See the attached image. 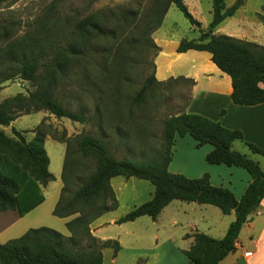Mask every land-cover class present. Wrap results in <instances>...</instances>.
<instances>
[{
	"label": "trees",
	"instance_id": "obj_1",
	"mask_svg": "<svg viewBox=\"0 0 264 264\" xmlns=\"http://www.w3.org/2000/svg\"><path fill=\"white\" fill-rule=\"evenodd\" d=\"M69 1L52 0L48 9L34 22H27L26 31L12 38L8 36L9 31L21 22H10L0 27V88L16 77L35 85L33 91L17 93L0 103V126L10 125L14 120L12 111L44 110L57 118L86 123L89 116L82 111H71L50 91L51 79L56 75L66 77L71 64L93 61L96 56L99 58V54L102 56L97 62L99 68L108 74L110 69L111 73L118 75L125 64L123 46L142 45L144 39L157 52L158 47L151 35L161 25L172 4L191 25L200 27V22L190 13L184 0H147L148 4L142 11L98 5L79 18ZM98 1L93 0V4ZM243 2L236 0L226 7L225 0H211L208 26L200 30L197 39H181L177 52L189 49L209 52L212 62L231 78V101L251 106L264 102V45L213 33L221 22L235 14ZM62 5L68 7L60 14L56 10ZM122 23L129 29L130 41L127 37L119 40ZM151 82L165 83L157 81L154 74L146 84ZM143 91L144 88L138 92L136 100L140 99ZM8 102L13 105L12 111L8 110L11 104ZM31 131L34 133L31 140L13 126L11 132L15 138L0 132V212L16 210L20 215L29 212L44 199L41 185L54 180L48 171L45 132L40 124ZM63 133L54 135L55 140L65 144V154L60 173L62 185L52 215L59 218L73 216L65 224L69 235L46 226L29 228L20 236L0 243V264H103L102 249L107 247L115 255L119 249L118 242L97 239L91 233L90 224L103 213L117 208L118 201L110 184V179L117 175L144 179L154 186L152 198L125 213L116 220L117 224L145 215L156 219L173 200L213 205L224 215L238 212L221 238L193 232V243L184 251L193 264H219L233 252L241 227L264 198V170L257 162L232 148L233 141L243 139L242 133L200 114L178 112L163 119L161 148L140 162L116 159L106 141L88 133L77 137L75 150ZM176 135L190 136L197 147L211 145L212 150L205 156L208 164L246 170L251 181L241 197L236 199L228 188L212 185L207 173L190 178L170 172L168 164ZM246 145L252 152L264 155V151L255 145ZM88 160L94 167L89 173H84L81 165Z\"/></svg>",
	"mask_w": 264,
	"mask_h": 264
},
{
	"label": "crops",
	"instance_id": "obj_2",
	"mask_svg": "<svg viewBox=\"0 0 264 264\" xmlns=\"http://www.w3.org/2000/svg\"><path fill=\"white\" fill-rule=\"evenodd\" d=\"M262 8L264 11V5ZM236 15L235 12L233 16ZM254 15L258 17L254 18L256 20L252 19L253 17L247 19L242 16L236 22H226V18L214 29L213 33L264 45V14L256 10ZM165 17L166 15L163 21ZM163 21L151 35L158 47L154 56L155 79L159 82L176 78L190 80L188 100L181 112L200 114L220 122L228 129L239 130L243 139L233 141L232 148L257 162L264 170V155L252 152L246 145V143H251L264 151V102L251 106L234 104L230 98L232 92L230 76L212 62L211 54L207 51L189 49L177 52V46L183 38L172 33L173 26L170 22ZM221 111L224 113L222 114ZM187 137L190 136H175L168 170L190 178L200 177L207 173L212 185L228 188L234 197L239 199L251 181L247 171L236 166L208 164L205 156L212 150V146L205 144L197 147L196 142ZM47 138L51 137L46 136L44 143ZM179 145L187 146V151L183 152ZM49 165L50 159L48 167ZM53 177L55 180L56 177L54 175ZM134 178L136 177L125 178L117 175L110 179L118 201L117 208L103 213L90 224L91 233L97 239L116 240L119 244L115 255L109 247L102 249L103 264H193L184 254V251L188 250L193 243V232L200 231L214 238H221L226 232L225 226H218L220 221H217L219 219L217 213L210 215L205 213L208 211L207 208H202L204 211H200L199 216H195V210L200 209L198 207H206L209 204L194 202L181 204L177 200L166 205L156 219L145 215L133 221L117 224V219L142 202L151 199L154 194L153 186L148 192L147 199H138L140 194H137ZM61 185V180H59L57 193L49 206V215L58 226L54 227L55 230L69 235L65 224L73 216L59 218L52 215ZM41 191L44 196L43 201L29 212L23 215L16 210L0 212V235L5 233V230L16 227L48 201L45 189L41 188ZM126 193L131 202L128 203L126 209L118 211L121 207V194L126 196ZM221 221L222 225L227 224L224 219ZM125 223L130 225L141 223L145 227L125 226L127 225ZM41 224L44 225L42 222L27 224L11 238ZM108 227H114L115 231L112 233ZM2 242L5 241L0 240V243ZM219 264H264V198L250 215V219L241 227L234 251L224 257Z\"/></svg>",
	"mask_w": 264,
	"mask_h": 264
},
{
	"label": "rangeland",
	"instance_id": "obj_3",
	"mask_svg": "<svg viewBox=\"0 0 264 264\" xmlns=\"http://www.w3.org/2000/svg\"><path fill=\"white\" fill-rule=\"evenodd\" d=\"M146 1L99 0L93 4V0H70L69 5L76 12V17L79 18L98 5L131 7L142 11L148 4V1ZM235 1L225 0V6L229 7ZM51 3L52 0H0V27L10 22H21L9 31L8 36L12 38L22 34L28 29L26 28L27 22H34L39 15L48 9ZM184 3L193 17L200 22V27L191 25L183 13L173 4L168 9L163 22L172 24L173 34H177L182 38L197 39L200 30L205 29L204 27L208 26L211 20V0H184ZM263 5L264 0H244L243 4L236 10L237 15L227 18L226 22H236L242 16L247 19L249 17H253L252 19L258 18L254 15V12L257 10L264 14ZM67 7V5H62L57 8L56 12L58 11L61 14L66 11ZM120 32V41H123L126 37L128 38L127 41L131 40V34L125 23L120 25ZM1 36L2 34H0ZM1 41L2 39L0 38V44ZM123 47L125 64L118 75L111 73L112 70L110 69H108L110 71L108 74L106 73L107 71L103 72L99 68L97 62H100L102 58L101 54H99V58L96 56L93 61H77L71 64L67 70L66 77L56 75L54 79H51L50 91L71 111H82L89 116V121L86 123L73 122L67 118H57L44 110L28 113L12 111V103H7H11L8 110L14 112V120L7 127L0 126V132L8 137L15 138L11 132V127L13 126L21 131L27 140H31L34 135L31 130L40 124L41 129L45 132V137H51L45 140L44 145L50 159L48 171L56 179L41 185V188L45 189L46 196L49 198L48 201L16 227L5 230V233L0 235L1 241L6 242L11 239L14 234L19 233L23 227L30 223L42 222L44 225L41 224L38 227L46 226L52 229L58 227L50 219L49 206L55 198L59 186L65 145L55 140L54 135L59 136L64 132V137H68L70 146L75 150L79 135L88 133L101 137L106 141L109 151L116 159L126 158L134 162H140L152 157L161 148L163 143L162 121L169 115H174L184 109L191 83L186 80L176 79L165 83L151 82L146 84V80L154 74L156 50L145 39L142 41V45L131 44ZM142 88H144L143 94L139 100H136L138 92ZM34 89V84L18 77L8 80L0 88V103L15 96L17 93L26 94L27 91H33ZM179 146L182 147L183 152L188 149L185 145ZM76 156L78 158L79 155L75 153ZM93 167L94 164L89 160L84 161V164L81 165L84 173H89ZM11 175L18 177L15 174ZM133 182L137 194H140L138 199H147L148 192L153 185L144 179L134 178ZM121 199V207L118 211L126 209L128 203L131 202L127 193L126 196L121 194ZM177 202L187 204L184 201L177 200ZM198 208L200 209H196L194 212L195 216H199L204 211L202 208H207L208 211L205 213L210 215L217 213L219 216L217 221H220L218 226H225L226 229L235 218L234 214L228 216L222 214L213 205ZM221 219L227 221V224L222 225ZM125 224H127L125 226L145 227L141 223L135 225ZM108 228L112 233L115 231L114 227Z\"/></svg>",
	"mask_w": 264,
	"mask_h": 264
},
{
	"label": "water",
	"instance_id": "obj_4",
	"mask_svg": "<svg viewBox=\"0 0 264 264\" xmlns=\"http://www.w3.org/2000/svg\"><path fill=\"white\" fill-rule=\"evenodd\" d=\"M237 214H238V212H237V211H234V216H235V217L237 216Z\"/></svg>",
	"mask_w": 264,
	"mask_h": 264
}]
</instances>
